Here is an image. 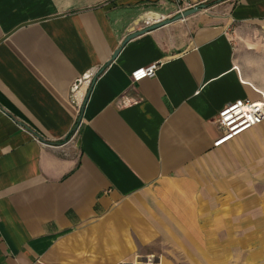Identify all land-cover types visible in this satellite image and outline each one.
I'll use <instances>...</instances> for the list:
<instances>
[{
    "label": "crops",
    "instance_id": "obj_1",
    "mask_svg": "<svg viewBox=\"0 0 264 264\" xmlns=\"http://www.w3.org/2000/svg\"><path fill=\"white\" fill-rule=\"evenodd\" d=\"M177 3L199 10L122 45ZM247 21L264 0H0V264H264V121L214 145L264 96Z\"/></svg>",
    "mask_w": 264,
    "mask_h": 264
},
{
    "label": "rangeland",
    "instance_id": "obj_2",
    "mask_svg": "<svg viewBox=\"0 0 264 264\" xmlns=\"http://www.w3.org/2000/svg\"><path fill=\"white\" fill-rule=\"evenodd\" d=\"M178 8L179 3L176 5ZM228 34L233 43L234 61L240 75L264 90V21L232 23ZM156 259V256L147 253L133 264H158Z\"/></svg>",
    "mask_w": 264,
    "mask_h": 264
},
{
    "label": "built area",
    "instance_id": "obj_3",
    "mask_svg": "<svg viewBox=\"0 0 264 264\" xmlns=\"http://www.w3.org/2000/svg\"><path fill=\"white\" fill-rule=\"evenodd\" d=\"M180 7L176 13H182ZM159 63H152L146 67L135 69L131 73V79L134 82L141 81L148 77L156 75ZM264 121V96L260 101L251 99H238L226 105L218 115V123L222 134L214 143L215 146L223 145L228 141L236 139L252 127L261 124ZM79 126H75L71 132L70 139L75 140L78 134Z\"/></svg>",
    "mask_w": 264,
    "mask_h": 264
},
{
    "label": "water",
    "instance_id": "obj_4",
    "mask_svg": "<svg viewBox=\"0 0 264 264\" xmlns=\"http://www.w3.org/2000/svg\"><path fill=\"white\" fill-rule=\"evenodd\" d=\"M198 10H199V7H194L191 9H187V10L183 11L182 13L174 15L173 17L165 18V19H162L160 15L150 14V15H148V17H151L155 21V23L152 25H149L147 27H144L143 29H139V30L134 28L133 31L130 32L129 35L124 39L122 45L126 44L130 39H132L138 35H141L147 31L156 29L158 27L164 26V25L169 24L171 22H174V21H177L180 19H184L185 17H188V16L198 12ZM119 51H120V49H118L115 52V54L112 57L113 59H115L117 57Z\"/></svg>",
    "mask_w": 264,
    "mask_h": 264
}]
</instances>
